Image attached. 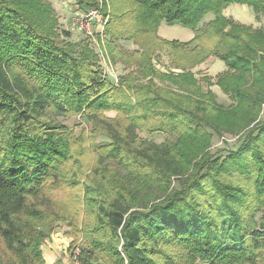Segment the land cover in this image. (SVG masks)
<instances>
[{
	"label": "trees",
	"instance_id": "1",
	"mask_svg": "<svg viewBox=\"0 0 264 264\" xmlns=\"http://www.w3.org/2000/svg\"><path fill=\"white\" fill-rule=\"evenodd\" d=\"M108 2L106 34L138 46L128 60L138 73L116 84L87 46L60 39L50 0H0V264H45L42 246L66 214L51 190L82 145L48 117L96 119L93 111L103 109L118 111L96 123L106 144L125 154L112 157L134 174L105 179L114 193L97 204L95 222L109 230L110 242L102 248L92 237L93 248L73 250L79 264H264V29L223 15L230 3L264 15V0ZM209 13L213 19L204 22ZM161 23L190 28L194 37L163 40ZM163 46L177 51L181 73L156 70L151 54ZM211 56L226 65L216 85L232 100L227 108L208 100L212 93L202 92L192 71ZM137 129L175 139L141 148ZM224 134L239 137L210 149ZM140 170L152 173L144 180ZM129 187L145 189L143 197ZM99 249L110 262L98 261Z\"/></svg>",
	"mask_w": 264,
	"mask_h": 264
},
{
	"label": "rangeland",
	"instance_id": "2",
	"mask_svg": "<svg viewBox=\"0 0 264 264\" xmlns=\"http://www.w3.org/2000/svg\"><path fill=\"white\" fill-rule=\"evenodd\" d=\"M50 2L55 11L59 30L62 31L60 39L82 44V47L87 46L97 57L96 65L98 68H100L109 79H113L115 84L118 83L117 80L119 76L130 72V70H135L138 73L139 68L135 66L136 63L129 64L128 62V60L135 58L132 51L137 49L138 46L132 40L118 37L114 38L110 34H106L105 27H107V24L105 23L109 16L104 14L105 11L102 5L103 0H98V5L100 6L98 8L88 5L79 6L76 4L75 0H50ZM106 4H109L108 0H106ZM89 10L97 11V14L93 13L91 15L93 19L89 21L91 27L88 30H90L91 33H88L80 25V19L78 18L81 15H85ZM223 15L243 25L251 26L254 29H264V15L260 13L255 17L250 6L248 8L245 5L240 6L237 5V3H230L228 7L223 10ZM213 17V14L209 13L204 17L203 21L207 22L213 19ZM113 29L114 27L111 24L109 26V31H113ZM63 32H66L67 35L65 36ZM163 40L166 39L163 38ZM110 41H113L114 44ZM202 43L206 44L208 41L202 40ZM190 47H192V45ZM176 52L177 51L173 50L172 47L167 49V47L164 46L153 51L151 58L156 70L164 73H181L183 70L174 65V56ZM175 58L179 57L176 55ZM225 70L226 65L223 61L218 58L216 59L214 56H211L201 64L192 68L196 79L199 81L202 92L209 90L210 93H212L213 96L208 100L227 108L232 103V100L222 92L218 84L216 85L217 76L221 75ZM206 79H209L210 82ZM145 80L146 78H142V81ZM154 81L160 84V81L156 79H154ZM164 84L166 85V83ZM94 112L97 118H100V116L113 118L118 115V111H107L104 109L103 112L99 110L93 111V113ZM120 115L124 114L121 113ZM92 116H94V114L88 117L86 114L55 115L51 113L50 117H48V119L51 118L53 123L55 122L54 124L62 123L67 126L70 132L77 137V141L80 142L82 147H80V149L76 148L74 152H72V157L64 164L63 172L60 174L62 177L59 182L60 186L51 190V195L56 203V207L64 209L66 214H64V220L57 224L55 231L48 239L47 245H50V248L54 251L53 253H55V262L47 259L48 261L46 262L45 260V264H79L76 256L71 255V253H73L72 251L74 250L76 255L83 248H93L90 241L92 237L102 241V248L107 247L110 242L109 230H107L105 226L99 229L96 228L97 223L95 222L98 211L97 204L101 199L106 200L107 196H111L114 193L113 189H110L113 183H108L105 179L111 178L121 180L123 177L125 180L131 174H134L133 170L126 169L120 163V159L118 160L112 157L116 154L117 156L120 155L121 157H125V154L115 151L114 149L117 148V146L113 145V143L106 144L107 140L109 142L111 140L101 134V125L98 126V123H96L97 118L93 119ZM147 123V120L145 123L142 122L146 127L148 125ZM121 132L124 133V131ZM136 133L137 137L135 138L138 139L137 146H141V148H145L147 145L153 143L162 145V143L167 140L172 141L175 139L163 133L155 132L149 134L140 129H137ZM238 137V135L224 134L223 137L214 139L210 149L216 147H231ZM138 153L146 161H149V153ZM133 155L136 157V154ZM129 164L134 165L135 161H129ZM151 173V171L147 173V171L140 170L137 174L145 180ZM144 180L141 181V183L147 188V184ZM147 189L151 190V188ZM129 190H135L134 193L137 197H143V193L145 192V189L139 191V189H132L130 187ZM86 230L96 232L86 234ZM114 244L115 241H113V245ZM44 245L45 244H43V246ZM45 249L47 250V248ZM96 253L100 263H102L103 260H108L110 262L104 250L99 249Z\"/></svg>",
	"mask_w": 264,
	"mask_h": 264
},
{
	"label": "crops",
	"instance_id": "3",
	"mask_svg": "<svg viewBox=\"0 0 264 264\" xmlns=\"http://www.w3.org/2000/svg\"><path fill=\"white\" fill-rule=\"evenodd\" d=\"M237 5H240V6L245 5L249 8V6L246 4H244V5L237 4ZM157 34L166 40L178 39V40H181L183 42H187L188 40H191L194 37L193 36L194 33L190 28H185L179 24H174L172 26H168L165 23H161L158 27ZM44 244L45 245L42 247V251H43L42 254H43V257L45 258L46 262L48 260L55 262V255H54L55 253H53L54 251L52 250V248H50V245L49 246L47 245L48 240H46L44 242ZM45 248H47V250Z\"/></svg>",
	"mask_w": 264,
	"mask_h": 264
},
{
	"label": "built area",
	"instance_id": "4",
	"mask_svg": "<svg viewBox=\"0 0 264 264\" xmlns=\"http://www.w3.org/2000/svg\"><path fill=\"white\" fill-rule=\"evenodd\" d=\"M90 13V15H89ZM93 13L97 14L96 10L93 11H87V13L85 15H81L78 18L80 19V25L88 32L91 33L90 30H88L91 25L89 24V21H91L93 19V16H91Z\"/></svg>",
	"mask_w": 264,
	"mask_h": 264
}]
</instances>
